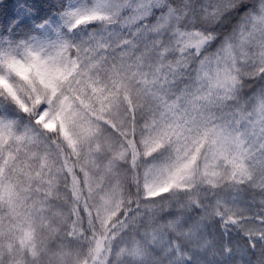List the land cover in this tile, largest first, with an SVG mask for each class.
<instances>
[{
    "label": "snow or ice",
    "instance_id": "obj_1",
    "mask_svg": "<svg viewBox=\"0 0 264 264\" xmlns=\"http://www.w3.org/2000/svg\"><path fill=\"white\" fill-rule=\"evenodd\" d=\"M0 80V264H264V0H0Z\"/></svg>",
    "mask_w": 264,
    "mask_h": 264
},
{
    "label": "rangeland",
    "instance_id": "obj_2",
    "mask_svg": "<svg viewBox=\"0 0 264 264\" xmlns=\"http://www.w3.org/2000/svg\"><path fill=\"white\" fill-rule=\"evenodd\" d=\"M16 71L20 74H25L29 71L23 65H17ZM5 81L0 80V84H4ZM9 91L15 96L16 92L14 89L9 87ZM19 99V97H18ZM125 194L128 192V186L124 185L123 188ZM133 195H134V189ZM201 196L204 195L203 189H201ZM182 202H184V197L181 196ZM156 213L147 218L148 222L156 221L155 227L160 228L166 221L174 219V217L165 216L164 219H160L165 213L172 211L178 212L179 205L175 203H170L168 200L156 201L154 205ZM197 216L196 213H193ZM143 231V229H141ZM220 230L215 226L211 219H206L202 222L200 231L191 237H182L184 243L188 246L189 253L193 256L194 261H199V264H239V260H231L223 254L222 251V238L219 239ZM167 233L164 234L163 239L167 240ZM37 245L40 246L42 251L49 253L48 256H44L41 260V264H49V258L51 252L57 251L61 242L56 241L53 243L52 239L47 234H39L35 241ZM81 246L79 244H72L69 246L67 241L63 242V251L68 254L63 260L62 264H70L71 259L75 257L77 253L81 251ZM83 251H87L84 248Z\"/></svg>",
    "mask_w": 264,
    "mask_h": 264
},
{
    "label": "trees",
    "instance_id": "obj_3",
    "mask_svg": "<svg viewBox=\"0 0 264 264\" xmlns=\"http://www.w3.org/2000/svg\"><path fill=\"white\" fill-rule=\"evenodd\" d=\"M231 260H239V256H234V257L231 258Z\"/></svg>",
    "mask_w": 264,
    "mask_h": 264
}]
</instances>
